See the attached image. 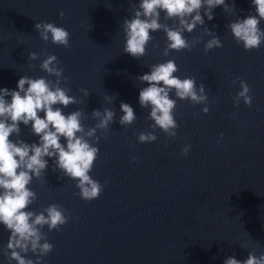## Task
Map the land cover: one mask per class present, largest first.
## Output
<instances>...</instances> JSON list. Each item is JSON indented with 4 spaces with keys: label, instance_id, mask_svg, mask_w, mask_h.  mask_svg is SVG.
<instances>
[{
    "label": "water",
    "instance_id": "obj_1",
    "mask_svg": "<svg viewBox=\"0 0 264 264\" xmlns=\"http://www.w3.org/2000/svg\"><path fill=\"white\" fill-rule=\"evenodd\" d=\"M138 2L0 0V88L16 89L25 75L54 80L39 67L52 54L60 61L62 76L68 77L61 86L82 101L64 108L65 114L81 110L87 128L96 123L94 109L116 112L107 135L97 132L99 156L90 175L104 185L98 199L89 202L74 195L79 191L75 181L51 160L41 179L29 185L37 194L29 210L39 213L59 204L71 217L59 232L44 227L54 247L40 264H223L229 256H259L264 253V43L246 51L226 27L255 10L250 0H226L235 6L227 12L216 7L213 20L205 18L203 27L184 34L189 41L203 37L191 51L164 56L166 35L157 31L147 54L137 60L123 53L121 25ZM40 21L65 28L70 46L44 42L34 27ZM160 22L173 23L164 20L163 12ZM259 27L264 30V21ZM206 28L219 36L223 47L205 53L204 42L211 38ZM30 52L40 54L38 59L29 60ZM169 59L179 68L175 75L195 77L197 85H205L208 103L177 100L176 137L157 128L156 141L138 143L139 133L152 131L154 122L148 118L150 109L138 103L139 88L146 85L137 77ZM241 80L249 85L251 106L243 100L235 106ZM106 94L113 96L111 103L104 100ZM121 102L137 116L129 126L119 124ZM19 138L38 141L24 125ZM9 235L0 225V264H9L3 254ZM27 258L36 260L31 252Z\"/></svg>",
    "mask_w": 264,
    "mask_h": 264
},
{
    "label": "clouds",
    "instance_id": "obj_2",
    "mask_svg": "<svg viewBox=\"0 0 264 264\" xmlns=\"http://www.w3.org/2000/svg\"><path fill=\"white\" fill-rule=\"evenodd\" d=\"M250 5L255 15L238 17L226 25L236 43L242 44L246 51L258 49L264 43V30L259 27L264 21V0H250ZM218 6L227 12L235 5H228L226 0H139L134 14L125 18L121 25L123 53L139 60L147 54V45L153 40L152 33L157 31L166 35L164 56H168L170 51H191L203 37L189 41L184 34L192 33L197 26L203 27L205 18L213 20L214 9ZM162 12L165 21H173L171 26L160 22ZM63 16L61 12L60 17ZM34 27L44 42L50 40L56 46H70L69 32L54 22L40 21ZM205 35L211 36L204 42L205 53L223 47L219 36L211 30L206 28ZM39 55L30 52L28 59L37 60ZM59 65L56 55L46 54L39 67L48 77H55L54 80L25 75L18 80L16 89L0 88V225L10 233L3 252L9 264L12 261L16 264H40L41 258L54 247L48 242L44 227L47 226L49 232H59L71 218L68 210L59 204H50L39 213L29 210L37 199L36 192L29 185L34 178L41 179L49 168V160L65 177L75 181L79 191L74 195L90 202L103 192L104 185L93 179L90 173L99 156V148L95 144L99 143L101 136L97 132L100 130L104 136L107 135L116 112L108 107L102 111L94 109L91 115L96 123L87 128L82 122L86 116L81 110L65 114L64 108L82 101L68 94L71 89L61 86V79L67 83L68 77L62 76L63 68ZM178 72L175 61L169 59L150 65L148 72L137 77L141 84L146 85L139 88L138 103L141 108L150 109L148 118L154 122L149 125L152 131L139 133L138 143L156 141L154 133L157 128L168 137H176L179 127L174 117L177 100H188L193 105L208 103L205 85H197L195 77L181 79L175 75ZM240 88L233 98L235 106H239L241 100L251 106L249 85L241 80ZM79 91L85 97L90 95L87 89ZM172 93L176 99L171 98ZM104 100L111 103L113 96L106 94ZM202 111L207 114L209 108L204 107ZM120 112L121 126H129L137 119L128 103H120ZM21 125L30 126L38 141L29 143L19 138ZM14 136L17 138L13 139ZM189 149L190 145L185 146L182 154L187 155ZM135 159L132 157L133 162ZM29 252L36 256L35 261L27 258ZM223 264H264V253L257 256L248 252L243 260L229 256Z\"/></svg>",
    "mask_w": 264,
    "mask_h": 264
}]
</instances>
